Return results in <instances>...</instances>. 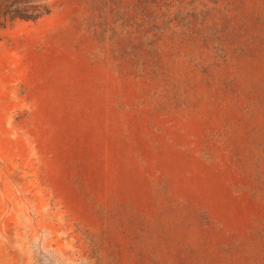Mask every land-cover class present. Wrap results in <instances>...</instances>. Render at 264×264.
I'll return each mask as SVG.
<instances>
[{"label": "rangeland", "instance_id": "1", "mask_svg": "<svg viewBox=\"0 0 264 264\" xmlns=\"http://www.w3.org/2000/svg\"><path fill=\"white\" fill-rule=\"evenodd\" d=\"M0 264H264V0H0Z\"/></svg>", "mask_w": 264, "mask_h": 264}, {"label": "trees", "instance_id": "2", "mask_svg": "<svg viewBox=\"0 0 264 264\" xmlns=\"http://www.w3.org/2000/svg\"><path fill=\"white\" fill-rule=\"evenodd\" d=\"M41 14V12L39 13H29V14H25L22 13L21 11H19L18 8H15L13 11H11L10 13V19H14V18H19V19H34L37 18L39 15Z\"/></svg>", "mask_w": 264, "mask_h": 264}]
</instances>
